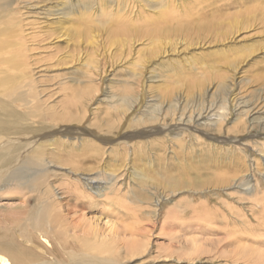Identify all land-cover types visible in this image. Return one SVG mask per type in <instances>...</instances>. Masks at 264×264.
Here are the masks:
<instances>
[{
    "label": "rangeland",
    "instance_id": "rangeland-1",
    "mask_svg": "<svg viewBox=\"0 0 264 264\" xmlns=\"http://www.w3.org/2000/svg\"><path fill=\"white\" fill-rule=\"evenodd\" d=\"M36 1L32 25L49 35L34 51L37 90L69 128L41 142L51 190L104 183L77 192L76 214L100 230L142 226L149 264H264V211L245 192L264 186V0H163L160 19L161 0ZM121 135L137 139L103 155L89 145ZM1 183V214L37 195ZM214 189L222 201L206 204Z\"/></svg>",
    "mask_w": 264,
    "mask_h": 264
},
{
    "label": "bare ground",
    "instance_id": "bare-ground-1",
    "mask_svg": "<svg viewBox=\"0 0 264 264\" xmlns=\"http://www.w3.org/2000/svg\"><path fill=\"white\" fill-rule=\"evenodd\" d=\"M240 1L244 0H236ZM165 2L161 0L160 7ZM162 9L156 19L167 16V11L164 7ZM37 11L36 0H0V171L5 172H0V180L3 185L11 181L17 187L37 192V195L24 201L23 208L18 212L0 213V264H149L150 259H156L157 255L151 256L150 248L141 247L138 237L146 235L142 226L121 228L117 222L100 230L94 222L76 214L77 206H84L77 192L99 194L104 183L95 192L94 186L98 185L95 179L78 176L74 186L62 191L50 188L52 175H49V167L52 165L46 160L41 142L47 135L67 133L69 128L53 124L54 114L44 107L41 92L37 90L34 75L39 71L34 67V51L41 49V43L49 38L45 32L44 36L36 32V25H32L35 18L31 14ZM237 23L234 20L231 27L237 29ZM86 66L89 67V64L86 63ZM89 74V69H86L85 81ZM123 101L128 102L126 99ZM78 103L79 95L74 97L72 104ZM74 130L82 136L95 137V132H90L85 126L75 127ZM113 139L114 142L104 143L98 138L97 145L90 141L89 145L103 155L110 146L120 141L127 145L137 138L121 135ZM89 145L84 144L83 148ZM259 182L253 190H249L248 186L245 190L252 197L249 208L254 213L264 211L263 198L260 197L264 186ZM190 191L193 195L200 192ZM211 191L205 194L204 202L208 204L209 199L216 196L220 203L222 197L218 189ZM68 196L75 198L73 203ZM160 200L158 198L155 202ZM184 210L180 206L178 213ZM126 232L130 238L126 237Z\"/></svg>",
    "mask_w": 264,
    "mask_h": 264
}]
</instances>
